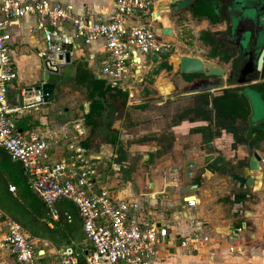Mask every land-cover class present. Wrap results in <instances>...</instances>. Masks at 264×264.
Returning <instances> with one entry per match:
<instances>
[{
    "label": "crops",
    "instance_id": "1",
    "mask_svg": "<svg viewBox=\"0 0 264 264\" xmlns=\"http://www.w3.org/2000/svg\"><path fill=\"white\" fill-rule=\"evenodd\" d=\"M54 1L69 3L74 7L86 5L87 8L94 12L107 11L111 5V0ZM188 1L186 0L187 6L189 5ZM154 8L163 12L159 16L158 29L168 30L170 34L166 35L173 43L179 33L176 27L177 17L183 14L186 19H191L192 17L187 8L176 9L167 13L166 0H157L154 2ZM182 12L183 14H180ZM152 15H154L153 12L150 13V16ZM141 18L143 22L148 20L146 16ZM31 24L23 20H17L10 27V55L12 57L14 53L11 47L16 46L18 50L16 58L20 66L15 64L17 79L8 86V91H11L12 87L30 85L34 74H37L39 67H41V60L28 53L27 49L19 44L20 41H23L31 48L37 45V40L28 34L30 33ZM200 24L201 31L199 34L201 32H209L211 34L215 30L223 29L221 24L214 27L212 24H208L205 19L200 20ZM21 31L26 32L27 35L25 34L22 37ZM25 36L27 37L25 38ZM197 38L199 39V35ZM182 47L184 48L185 46L182 45ZM207 47L202 43L200 51L206 50ZM20 50L22 53L19 52ZM174 52L176 53L177 51ZM182 54L216 64L214 56L204 57L199 54L186 52L178 53V56ZM14 57H12V61ZM173 57L176 56L171 55L169 59ZM29 60L32 61L27 65V69L24 70L23 64ZM164 62L168 63L167 60ZM160 63L162 62H158L157 67H159ZM84 66L76 68L72 77V85L59 83L54 85V83H51L56 89V93L58 85L64 86L63 90L69 89L65 86H72L75 89V94H77L76 88L82 89L84 93L85 88L76 83L79 69L87 70L88 74H90L89 70ZM168 66L172 69L168 77L164 69H157L156 67L153 69L157 70L158 73L156 75H149V72L144 75L143 79L145 81L150 78L153 80L151 84L153 96H150L151 91L146 86H141L140 90H137V97L133 99L141 101V103L137 104L139 108L129 111L128 106L131 103L126 100L125 105H119V110L112 117L104 116L105 119L103 118V120L107 121L110 129L112 128L111 130H113V144L108 141L107 129H103L93 136L89 135V129L83 125L82 121V116L87 111L86 101L81 105V102L73 104L66 97H60L58 100L62 104L58 102L56 106L61 104V111L73 114V121L58 122L48 116L21 115L18 116L20 119L15 124L17 131L21 135L32 131L45 141L57 139L61 145L76 136L80 141V145L85 148L87 160L98 173L95 182L96 189L103 188L115 198L137 203L144 217H150L151 220L166 227L169 241L157 248L158 251L155 257L157 259L154 260L161 262L153 261V264H166L167 261L171 260L168 257L176 256L174 255L176 253H184L189 258L201 257L202 259L204 254H211L212 256L214 254L216 257L217 253L221 252L226 255L228 248H232V252L229 253H233L234 249V252L241 253L244 245V235L253 239L258 234L264 237V230L262 231V228L256 225L255 221L252 222V218L255 216L251 217L249 216L251 213L240 210L246 202L256 201V204L258 200L260 203L255 207L264 209V198L259 196L263 188L262 183L253 176L254 173L247 171L244 148L236 144L232 131L228 127L216 128L212 120L209 121L204 117L205 108L209 109L213 96L220 92L221 86L217 84V78H210L204 81L203 78H193L194 74L178 73L177 66L174 67L173 64L168 63ZM151 69L152 66L149 71ZM162 73L166 75L163 78L170 85L166 94L164 92L162 94L155 86L156 80ZM90 76L93 77L91 74ZM94 79L97 80L96 78ZM204 82L212 84L216 88L200 93L188 92L195 84L201 83L202 85ZM57 96H59L58 93ZM152 97L154 100L149 102L148 99ZM161 101H165V103L163 104ZM146 103H148V106H143ZM79 105L82 110L81 114L78 112ZM32 109L36 111V107ZM43 112H46V109ZM58 115L61 116L62 114L58 112ZM114 115L118 118L117 125L113 121ZM69 125H72V129H69ZM79 129L83 132L80 136L76 134ZM73 130L75 132L74 135L72 134ZM207 144L211 145L209 149H205ZM106 148L109 149L106 150ZM89 149L95 152L93 156L96 159H91L88 155ZM206 156H210V160L204 163L203 160ZM261 158L264 160L263 155H261ZM194 159L195 161H193ZM184 164L186 165L184 174L187 173L190 165L192 166L193 177H186V185L191 193L181 195L178 191V187L181 184L178 179L181 177V172H183L179 171V169ZM260 172L256 173L260 174ZM248 176L254 177L253 179L258 181L260 186H256L258 188H253L254 185L246 187L244 181ZM192 186L195 188L190 189ZM249 196H251V199H248ZM190 197H194L196 200L193 208H187L185 204V199ZM227 212L230 214L226 217ZM170 219L179 220L178 225H166ZM196 220L201 221L198 227H194ZM249 220L251 223L246 224ZM262 222L264 223V220ZM196 229L200 231L199 233L202 236L207 237V242L197 252L193 253L180 248L178 246V237H182L191 230ZM204 229L210 230L212 235L210 233L205 234ZM223 234L227 237L222 239L223 244L212 246L211 237L218 238L223 236ZM81 235L84 239L82 230ZM172 238H175V240H172ZM86 246L81 249V251L84 250V253L90 249L87 243ZM170 251L172 253H169ZM43 256L42 261L45 264H53L50 261L49 254L47 255L43 251ZM261 259L263 260L264 258L262 257ZM2 263L14 264L10 258H6ZM57 264L59 263L57 262Z\"/></svg>",
    "mask_w": 264,
    "mask_h": 264
},
{
    "label": "built area",
    "instance_id": "2",
    "mask_svg": "<svg viewBox=\"0 0 264 264\" xmlns=\"http://www.w3.org/2000/svg\"><path fill=\"white\" fill-rule=\"evenodd\" d=\"M153 7L150 0H111L109 10L94 12L86 5L74 7L54 0H0V149L21 166L28 188L42 202L52 221L57 220L54 205L58 201L65 200L74 206L90 246L83 256L84 264H153L157 248L169 241L168 232L166 227L144 217L137 203L115 198L103 188L96 189L98 173L87 160L78 138L61 145L57 139L45 141L32 131L18 133L16 114L43 103L39 93L17 86L18 106L9 105L8 86L17 79L10 55V27L23 20L32 23L31 31L40 32L44 48L36 53L47 71L58 72L64 65L65 54L70 62L83 58L94 78L108 89L124 93L126 100L131 101L137 97V89L123 85L122 80L126 77L131 83L140 84L144 71L153 65L151 61L142 65L139 55L163 62L173 51L169 37L157 33L158 27L152 26L159 21L150 13L163 14ZM145 16L148 20L142 24L134 19ZM76 134L83 132L79 129ZM260 164L264 165V161ZM188 168L186 175L192 178V166ZM8 190L13 192L12 187ZM185 204L193 208L196 200L187 198ZM63 216L69 222L66 212ZM48 226L51 227L49 223ZM199 232L191 230L178 237V246L190 253L197 252L207 242V237ZM37 242L0 212V264L6 258L14 264H45L43 251L40 254L35 249ZM228 251L232 252V248ZM56 254L59 264H77V256L70 247Z\"/></svg>",
    "mask_w": 264,
    "mask_h": 264
},
{
    "label": "flooded vegetation",
    "instance_id": "3",
    "mask_svg": "<svg viewBox=\"0 0 264 264\" xmlns=\"http://www.w3.org/2000/svg\"><path fill=\"white\" fill-rule=\"evenodd\" d=\"M212 8L217 20L212 25L223 26L209 35L215 65L223 69V77L216 81L221 86L220 92L213 96L209 109L205 108L204 117L212 120L216 128L228 127L234 132L236 144L244 148L247 171L252 154L259 157V169L253 174L264 167L260 164L261 155L264 156V0H212ZM210 50L207 47L208 57ZM193 76L203 78L199 74ZM227 96L236 109L232 107L225 114L219 99ZM249 142L251 148H248Z\"/></svg>",
    "mask_w": 264,
    "mask_h": 264
},
{
    "label": "rangeland",
    "instance_id": "4",
    "mask_svg": "<svg viewBox=\"0 0 264 264\" xmlns=\"http://www.w3.org/2000/svg\"><path fill=\"white\" fill-rule=\"evenodd\" d=\"M61 1H63V0H61ZM156 1L157 0H150V3H154ZM186 4H187L186 1L177 2V9H185V8H187ZM147 10L148 11L150 10V6L148 7ZM180 14H183V12L180 13ZM134 19L136 20V22L138 21L137 24H142L143 23L142 18H139L138 20L136 18H134ZM152 26L155 28V27L158 26V24L154 23V24H152ZM176 27L178 28L179 33L177 35L176 40H174V42L171 43V45L174 48V50L170 53V55H175L176 57L168 59L167 60L168 63L173 64L174 67H175L176 64H177L176 62H177V59H178V57H177L178 53H184V52L191 53V54H199V55H202L204 57H208L206 55L207 49L206 50L204 49V51L203 50L200 51L202 49V43L197 38V36L199 35V32L201 31L200 20L199 21H197V20L195 21L192 18L191 19H186L184 14H183L182 16L180 15V16L177 17V19H176ZM29 31H30V33H28V34L32 35V37L37 40V45L35 46L36 48L35 47L31 48L30 46H28L27 43L25 44L23 41H20L19 44H21L24 48H26L27 49L26 51L28 53L32 54L33 56H35L37 58L38 56H37V53H36L35 49H37L39 51V50H42L44 48L43 43H42V38H41V35H40L39 31H37V30H33V31L29 30ZM25 34H26V32L21 31L22 37ZM26 37L27 36H25V38ZM182 45L185 46V47L183 48ZM11 50H12V52H14L12 57L15 56L13 58V61L15 63L12 61V57H11L12 64L14 63V65L16 64V66H20V63L19 62L17 63V58H16L17 57L16 55H18L17 47L16 46L11 47ZM174 51H177V52L175 53ZM19 52L22 53L21 50ZM182 55H184V54H182ZM139 57L141 59L142 65H146L150 61L153 64L151 71L145 70L143 75L145 73H147V72H149V75H154L156 70H153V69H155V67L157 69H159L157 67V64H158L159 60H157L155 57H151V56L145 57V56L139 55ZM38 60H39V58H38ZM79 60L80 61L70 62L68 65L60 66L59 70H58V74H48L47 82L54 83V85H55V83L69 84L70 85L71 82H72V77L75 74L76 68H78V66H83L84 65V63L82 62L84 59L81 58ZM31 61L30 60L29 61H25V63L23 64L24 65V70L27 69V67H28L27 65H29L31 63ZM168 63L167 62H164V63L162 62L159 65H161V64L162 65H164V64L168 65ZM160 69H164V68L161 67ZM171 70L172 69H170V70L164 69L165 73L167 74V77L169 76V72H171ZM18 74H19V72H18ZM162 74L156 80L155 86L160 90V92L162 94H163V92H164V94H166V93H168V89H169L170 86L164 79H162V76L166 77V75L164 73H162ZM144 81H145V79H143V81L140 84L136 83V82L131 83V81L127 80V78L124 77V79L122 80V83H123V85H130L132 88H135L137 90H140L141 86H143V87L146 86L151 91L152 90V85L151 84H152L153 80L150 78L149 80H146L145 82ZM69 85L65 86V87L69 88L68 90H63L64 86L58 85L57 93H58L59 96H57L56 89L54 88L55 90L53 91V100L51 102H49V103H46V104L43 103L41 105H37L36 106V111L34 109H32V108L21 110L20 115L16 114V122H18V120L20 119L18 116H21V115L22 116H28V115L35 116V115H38V116H43V117L48 116V117L56 119L58 122H63V121L71 122V121H73L74 120V115L73 114H69V113H65L64 111H61L62 110V106H61L62 102H59L58 99H60V97H66L67 99H70L73 102V104H77V103L79 104L81 102L80 103V105H81L83 102H85V97H84V93H83L82 89L76 88L77 94H75L74 93L75 89H73L72 86H69ZM152 94H153V92L151 91L150 92V96H153ZM150 100H154V98L152 97V98L148 99L149 102H150ZM58 102L61 103V104H59V106H56ZM161 102H163V104L165 103V101H161ZM130 103H131V105L128 106L130 110L129 109L128 110L132 111V109L139 108V105H137V104L141 103V101L139 99L131 100ZM148 103L144 104L143 106H145V107L148 106ZM80 105H79V108H78V110H79L78 112L81 114L82 110H81V106ZM44 109H46V112H43ZM58 112H59V114H62V115L61 116L60 115L57 116ZM127 113H129V112L127 111ZM114 117H115V115H114ZM113 121L115 122L114 124H116V125L118 124V118L115 117ZM69 126H70L69 129H72V125H69ZM114 128H115V126H114ZM72 132H73L72 134L74 135L75 134L74 130ZM107 149H109V148H106V150ZM87 153L91 157V159H96L93 156V155H95V152L92 149H89ZM193 161H195V159ZM185 168H186V165L184 164V165H181V169H179V171L180 170L183 171V172H181V177L178 179V182L181 183L179 185V187H178V191L180 192L181 195H185V194H190L191 193V191H189V189H188V187L186 185V180H187L186 177L187 176H186V174H184V169ZM262 171H261L262 173L260 172V174L259 173L257 174L255 172L253 174V176L255 178H257V180L260 181V183H262V187L263 188H262L261 194H259V196H262L264 198V167H263ZM259 186H260V184H259ZM11 194H13V192H11ZM248 199H251V196H249ZM258 201H257L256 204H255L256 201H254V202L253 201L252 202H246V204L242 205L240 210L242 212L246 211L247 213H251L249 215L251 217L255 216V217L252 218V222L255 221V224L259 225L262 228V231H263L264 230V223L262 222V220H264V209L255 207L258 203H260ZM224 211H225V209H224ZM225 213H226V211H225ZM228 214H230V213L227 212L226 217L228 216ZM178 221L179 220L170 219L168 224H166V225L177 226L178 225ZM199 222H201V221L200 220L199 221L196 220L194 227H198L200 225ZM250 223H251V221L249 220V221H247L246 224H250ZM262 231H260V232H262ZM204 232H205V234H209L210 233L212 235L210 230H205L204 229ZM78 235H79V238L81 236V239H79L78 241H73L71 247L73 249L74 248L77 249V251L80 252V250L82 248L87 247V246H86V242L84 241L83 236L81 235L80 231H79ZM55 238H56L55 235H47V234L43 233V235L40 236V240H38V242L35 245V249H37V251H42L43 250L45 252V254H47V255L49 254L50 261L53 264H55V263L57 264L58 260H57L56 252L60 249V247H62L61 243H59L57 245L54 241L51 240V239H55ZM226 238L227 237L224 234H223V236H219L218 238L211 237V240H212L211 241V245L212 246H215V244L216 245H221V244H223V242H222L223 240L222 239H226ZM254 238L255 239L251 238L250 236H245L244 235V237H243L244 245L242 246L241 253L234 252L235 251V249H234L233 253H229V251H228L226 253V255H225L224 253L222 254L220 252V253H217L216 257H215L214 254H213V256L211 254H204L203 255V257H204L203 259L201 257H199V258L198 257L189 258V257H187L188 255H184V253H176V254H174L176 256H173V257L169 256L168 257L171 260L167 261L166 264H264V259L263 260L261 259L262 257L264 258V237L262 235L258 234ZM157 251H158V249H157ZM169 253H172V251H170ZM155 262L159 263L161 261H155Z\"/></svg>",
    "mask_w": 264,
    "mask_h": 264
},
{
    "label": "trees",
    "instance_id": "5",
    "mask_svg": "<svg viewBox=\"0 0 264 264\" xmlns=\"http://www.w3.org/2000/svg\"><path fill=\"white\" fill-rule=\"evenodd\" d=\"M212 9V0H191L187 6V11L193 19L197 21L205 19L210 24H215L217 20L213 17ZM209 35V32H201L199 39L204 45L210 47L209 56L212 57L214 53ZM161 67L170 70L168 65L161 64L158 68ZM157 73L156 70L154 75ZM77 74L76 83L85 88L84 96L87 103V111L82 116L83 125L89 129L90 136L107 129L108 141L113 144V130L103 118L104 116L112 117L119 110V105H125L126 95L117 90L108 89L103 82L91 77L87 70L79 69ZM162 79H164L163 76ZM230 103L232 102L229 96L219 99L220 109L225 114L233 107ZM233 109L236 108L233 107ZM9 187L13 188V194L8 191ZM54 209L58 215L56 221L51 220L42 202L28 188L21 166L12 162L5 151L0 149V212L16 222L32 238L40 240L43 233L55 235L56 238L51 240L57 245L61 243L60 249L70 247L77 256V264H84V250L78 252L71 247L73 241L81 239L78 235L79 231L81 232V225L74 206L68 201L60 200L54 205ZM64 212L68 214L69 222H66ZM48 223L51 227H48Z\"/></svg>",
    "mask_w": 264,
    "mask_h": 264
},
{
    "label": "water",
    "instance_id": "6",
    "mask_svg": "<svg viewBox=\"0 0 264 264\" xmlns=\"http://www.w3.org/2000/svg\"><path fill=\"white\" fill-rule=\"evenodd\" d=\"M179 1H186V0H166V12L169 13L171 11H174L177 9V2ZM161 16V15H160ZM153 18H157L159 21V16L154 14L152 16ZM157 33L161 32L162 34H170L168 30L165 29H158L155 30ZM61 59V57H58V60ZM70 63V59L68 54L64 55V65H68ZM261 63V55L257 60V68H259ZM177 71L180 74H199L203 77V80L206 81L210 78H220L223 77V69L215 64H212L210 62L203 61L197 57H191L187 55H180L177 59ZM48 74H58L57 71L49 72L47 71L43 64L41 63V67H39L37 74H34L33 81L30 85L25 86L27 92H37L39 93L42 103L46 104L53 100V90L54 86L47 82L48 80ZM216 86L210 85L208 83H197L193 88H191L188 92H205L209 91L210 89H214ZM19 101V96L16 92V88L11 89V91H8V102L11 107H17ZM232 131V130H231ZM230 133V132H229ZM234 134V132L232 131ZM235 135V134H234ZM263 137H264V131H263ZM211 147L210 144H207L205 146V149H209ZM252 144L251 142L248 143V148H251ZM210 160V156H206L204 158V163H207ZM259 157L253 153L252 156L248 160V171L254 172L259 169V166H257V162H259ZM258 181L254 180L252 177L248 176L245 181L244 185L246 187H252V185H255ZM259 186V182H258ZM254 188V186H253ZM39 253L42 254V251H39Z\"/></svg>",
    "mask_w": 264,
    "mask_h": 264
},
{
    "label": "bare ground",
    "instance_id": "7",
    "mask_svg": "<svg viewBox=\"0 0 264 264\" xmlns=\"http://www.w3.org/2000/svg\"><path fill=\"white\" fill-rule=\"evenodd\" d=\"M256 186H258V182L254 185V188H255Z\"/></svg>",
    "mask_w": 264,
    "mask_h": 264
}]
</instances>
